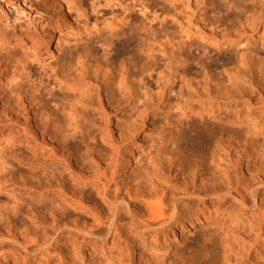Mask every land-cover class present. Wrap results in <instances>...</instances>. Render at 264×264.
<instances>
[{"label":"bare ground","instance_id":"6f19581e","mask_svg":"<svg viewBox=\"0 0 264 264\" xmlns=\"http://www.w3.org/2000/svg\"><path fill=\"white\" fill-rule=\"evenodd\" d=\"M47 5L49 12L39 13L53 14L45 24L49 28L35 27L15 38L17 43L28 41L26 49L35 60L50 53L54 41L67 26L73 28L80 22H88L84 0H49ZM247 6L249 9L244 11ZM233 8L235 14H243L246 20V24L241 23L245 33L253 36L260 31L264 38V0H239ZM211 43L218 44V40ZM158 44L160 40L156 36H134L118 44L121 66L117 70L113 50L108 51L111 43L101 49L102 55L86 43L73 50L64 63L55 66L51 86L57 85V93L44 87L41 95L32 97L29 104L19 99L7 102L0 115V133L13 134V138L30 143V148L10 151L13 153H8L10 156L0 151V247L15 248L14 252L20 256L49 245L56 234L79 230L92 239H105L111 234L115 239L129 226L132 233L139 231V237L129 235L127 257L123 255L110 264H124L125 259L129 264H146L139 255L141 243L148 244V247L142 246L152 250L158 236L165 244L167 238L175 241L192 228L223 217L236 222L226 232L223 252L212 250L213 257L223 253L221 258L229 259L231 255L227 253L232 251L236 254L232 257L235 264H263L260 261L264 256L263 120L252 121V128L243 131L238 129V122L229 121L226 129L207 127L202 133L184 136L196 150L174 147L175 159H169L164 165L168 155L165 152L135 179L133 193L126 198L113 196L112 208L107 206V214L87 202L89 193L109 202L110 183L121 161V143L114 142L110 132L126 131L143 117L137 111L144 107L139 103H143L147 94L142 78L143 57L150 56L147 53L155 51ZM6 59L0 61L1 72L13 65L17 69L20 62ZM231 62L233 67L226 81L232 86L242 80L246 83L239 85L249 83L251 88L264 85L263 53ZM206 73L204 91L219 94L218 86L211 84L218 85L223 80L211 75L212 71ZM215 104L208 97L202 107L212 109ZM117 118L122 124L113 128L111 124ZM98 135L100 144L96 141ZM134 137L137 141L124 161L127 172L137 161L135 150L143 140L138 134ZM170 177L179 182L176 188L170 185ZM190 203H194V212L183 216L181 209ZM77 212L88 216L91 222L85 223L86 218L82 222L84 217L81 214L83 218H78ZM248 215L258 220L257 225L245 223L250 218ZM102 226L105 231L100 234ZM258 245L259 254L252 255V249ZM186 259L179 260L182 264L192 263ZM204 261H209L208 257Z\"/></svg>","mask_w":264,"mask_h":264},{"label":"rangeland","instance_id":"374dc122","mask_svg":"<svg viewBox=\"0 0 264 264\" xmlns=\"http://www.w3.org/2000/svg\"><path fill=\"white\" fill-rule=\"evenodd\" d=\"M48 3L49 0H0V61L7 60L8 57L21 63L17 69L14 65L3 72L0 69V115L5 111L7 102L19 99L29 104L32 97L41 95L40 91L44 87L57 93V85L51 86L55 66L64 63L73 50L86 43L100 55L101 49L111 43L108 51L113 50L115 68L119 70L121 48L118 44H123L134 36L146 38L156 36L160 40V46L158 44L155 51L148 52L150 56L143 57L142 78L146 84L147 94L143 103H139L144 107L137 110L143 117L135 120V124L133 123L126 131L110 132L113 141L121 143V161L114 181L110 183L107 197L109 202H104L92 193L87 197L88 203L95 204V207L104 213H108V207L112 208L110 204L113 203L111 200L113 196L126 198L127 194L133 193L134 183L143 170L158 162L165 152L168 151V155L164 165L169 159H175L172 152L174 147L196 150L184 136L202 133L207 127L226 129L228 128L226 122L229 121L238 122L240 131L252 128V121L264 122V85L251 88L249 83L244 84L246 82L243 80V84L239 85L240 81L235 84L236 86L226 81L234 66L231 61L247 55L252 57L257 53L264 54V38L261 32L253 36L245 33L241 28L246 24L243 14L234 13L233 6L238 5L239 0H84L88 22L85 24L80 22L78 27L73 28L67 26L54 41L50 53L42 54L40 60H35L26 49L28 41L17 43L15 38L21 35L20 33L33 31L35 27L49 28L46 25L53 18V14L50 12L45 16L39 13L49 12ZM117 4L120 7H117ZM248 9L247 6L244 11ZM242 22L244 24H241ZM200 36L204 38L200 39ZM217 40L218 44L211 43ZM204 68L212 71L211 75L223 80L218 85L211 84L218 86L219 94L204 91L208 77ZM136 70H139V66ZM189 88H194L195 91L191 92ZM208 97L216 102L212 109L202 107L203 100ZM117 119L111 124L113 128L122 124V121ZM105 126L107 127V124ZM136 134L143 140L135 150L137 161L130 172H127L123 168L124 161L129 149L137 141L134 137ZM98 137L96 141L100 144V136ZM259 139L260 136L257 135V140ZM26 148H30V143L13 138V134L0 133V151L3 154L8 156L10 151ZM170 181L173 188L178 186L179 182L175 178L170 177ZM192 204L181 209L183 216L194 212L195 207ZM76 215L78 218L81 217L80 219L83 218L82 222L86 221L87 224L91 222L82 212H77ZM248 217L250 218L248 222L244 221L245 223L257 225V219L251 218V215ZM234 221L231 218L219 217L192 228L189 233L181 234L175 241L167 238L165 244L162 237L158 236L151 251L147 248L148 244L141 243L147 247L144 248L140 244L139 255L146 264H159L160 261L166 262L165 264H182L183 261L179 260L181 257L191 259V264H225L224 260H230L227 263L235 264L234 252L227 253V256L231 255L229 259L221 258V255L224 257L223 253L217 254L223 252L221 250H224L222 245L225 243L226 232L234 227L232 226ZM123 222L125 223V219ZM127 222L126 220L125 224ZM101 228L100 234L105 231L103 226ZM130 229L132 228L126 226L119 238L115 239L112 234L105 239L97 237L92 239L79 230L64 235L56 234L49 245L35 248L26 255L21 253L20 256L14 252L15 248L1 246L4 250L3 254L0 251V264L114 263L123 255L127 257L128 241L139 237V231L132 233ZM259 245L257 249H252V255L259 254L261 248ZM245 247L249 248L250 245ZM215 249L219 252L213 257ZM12 251L13 255L9 253ZM207 257L209 261L206 262L204 260ZM262 259L264 256L260 259L264 264ZM124 264H129L128 259H125Z\"/></svg>","mask_w":264,"mask_h":264},{"label":"snow or ice","instance_id":"6c2138e0","mask_svg":"<svg viewBox=\"0 0 264 264\" xmlns=\"http://www.w3.org/2000/svg\"><path fill=\"white\" fill-rule=\"evenodd\" d=\"M103 6H105V7H110L111 5H103ZM117 7H120V5L119 4H117L116 5ZM135 39H133V46L135 47ZM75 55V53H73V56Z\"/></svg>","mask_w":264,"mask_h":264}]
</instances>
